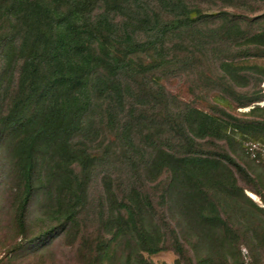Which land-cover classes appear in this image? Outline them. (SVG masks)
Here are the masks:
<instances>
[{
	"label": "trees",
	"instance_id": "trees-1",
	"mask_svg": "<svg viewBox=\"0 0 264 264\" xmlns=\"http://www.w3.org/2000/svg\"><path fill=\"white\" fill-rule=\"evenodd\" d=\"M191 1L157 0V12L147 10L144 0H0V86L5 81L12 85L8 75L18 70L10 104L0 115V145L8 157V174L18 181L19 226L24 224L30 199L37 196L42 214L56 223L55 228L78 227V215L87 202V182L98 160L78 137L97 133L91 123L100 116L132 154L136 152L134 135L148 128L143 113L147 107H166L167 102L163 86L156 82L152 85L156 89L152 88L146 77L165 70L169 53L182 48L180 43L186 45L183 50L201 54L211 41L221 45L223 39L245 37L247 32V43L264 53V28L245 31L238 20L224 14H219L224 21L218 40L206 39L202 30L194 28L198 8L190 6ZM164 14L167 18L161 17ZM173 37L182 40L170 46ZM219 70L230 98L240 107L254 105L243 112L249 117L222 108L213 115L185 106L166 116L167 136L149 145L152 154L144 164L149 180L169 171L163 198L183 219L190 236L206 245L197 264L231 263L221 244L233 243L239 234L222 217V205L229 203L221 201L218 193L239 209L243 210L245 200L257 209L237 184L236 173L241 178L248 175L244 166L216 141L230 143L237 135L264 139V104H255L264 100V63L238 65L222 59ZM143 137L154 139L152 132ZM202 140L210 141L213 149L205 148ZM110 184L107 178L110 205L102 223L111 229V237H123L126 246L134 244L132 253L163 249L164 231L153 217L149 195L132 188L119 198ZM171 231L173 248L182 253L184 247ZM108 246L109 240L90 241L82 248L83 256L96 264ZM130 261L131 254L125 259Z\"/></svg>",
	"mask_w": 264,
	"mask_h": 264
},
{
	"label": "rangeland",
	"instance_id": "rangeland-1",
	"mask_svg": "<svg viewBox=\"0 0 264 264\" xmlns=\"http://www.w3.org/2000/svg\"><path fill=\"white\" fill-rule=\"evenodd\" d=\"M144 3L147 10L160 12L157 0H144ZM190 6L198 8V14L194 15V28L202 30L201 35L206 39L213 37L218 40V28L224 21L220 19L219 14L238 20L245 31L256 32L264 28V0H192ZM161 17L167 18L165 14ZM247 35L248 33L244 32V36ZM245 37L226 38L221 45L211 41L207 50L201 54L198 51L194 53L187 49L183 50L186 45L180 43L181 37H173L168 42L170 46L178 42L182 48L169 53L167 59L170 64L165 70L155 71L146 77L150 86L156 85V82L163 86L166 107L162 105L147 107L142 117L143 120L146 117L148 128L142 135L140 134L141 136L134 135L137 149L133 154L122 143L119 135L105 126V119L102 123L100 116L93 118L91 127L97 133L91 131L94 135L89 132L78 137L88 144L93 155L98 158L87 182V202L78 215V227L67 225L55 228L56 223L52 222L49 216L42 214L37 196L30 199L24 224L19 226L16 223L18 181L14 176H9L8 157L3 145H0V264H90L83 256L82 248L90 241L96 244L107 240L109 246L105 255L96 264H197L198 258L205 255L200 250L206 245L190 236L178 212L170 207L167 198L164 200V189L170 181L169 171L162 170L156 179L149 180L144 174V164L152 154L149 145L157 141L159 136L162 139L167 136L163 132L168 128V123L164 122L166 116L177 114L184 110L185 106L196 107L213 115L219 114L217 110L222 108L234 116L249 117L243 112H248L254 105L238 106L224 90L226 84L222 81L219 70L222 59L238 65L264 63V53L248 44ZM8 76L12 85L5 81L0 86V115L6 112L10 104L18 70L12 71ZM152 88L156 89V86ZM246 89L236 87L237 91ZM137 117L139 118V115ZM120 125V122L116 124L117 127ZM146 132H152L150 138L154 139L145 140L143 135ZM200 142L204 143L205 148L213 149L210 141ZM216 143L244 166L248 175L241 178L236 173L237 184L257 206L256 209L245 200L242 210L238 205H233L230 198L218 193L220 194L218 196L222 197L221 201L229 203L222 205V217L228 221L232 232L239 234L233 243L224 241L221 244L227 248L226 254L229 255L227 262L264 264V139L241 138L237 135L230 143L224 140ZM107 178L111 180V190L119 198L122 193L132 188L149 195L153 205V210L151 209L153 217L164 231L163 249L154 253L142 250L132 253L129 249L134 244L126 246L123 237H111V229L102 223V215L110 205L106 191ZM218 188L220 187L216 190ZM249 193L255 197H251ZM213 199L217 201L218 197ZM50 229L53 231L46 234ZM171 230L175 231L184 247L182 253L173 248L174 236ZM43 234L44 237H40ZM220 234L223 235L224 232ZM130 254L131 261L127 263L125 259Z\"/></svg>",
	"mask_w": 264,
	"mask_h": 264
},
{
	"label": "bare ground",
	"instance_id": "bare-ground-1",
	"mask_svg": "<svg viewBox=\"0 0 264 264\" xmlns=\"http://www.w3.org/2000/svg\"><path fill=\"white\" fill-rule=\"evenodd\" d=\"M263 87H264V84H263ZM262 101H264V100H262ZM262 101H261V102H262ZM261 102H260V103H261ZM249 194H250L251 197H255L252 193H249Z\"/></svg>",
	"mask_w": 264,
	"mask_h": 264
},
{
	"label": "water",
	"instance_id": "water-1",
	"mask_svg": "<svg viewBox=\"0 0 264 264\" xmlns=\"http://www.w3.org/2000/svg\"><path fill=\"white\" fill-rule=\"evenodd\" d=\"M256 104H259V105H260L261 103H256ZM262 104H264V101L262 102ZM262 104H261V105H262Z\"/></svg>",
	"mask_w": 264,
	"mask_h": 264
}]
</instances>
